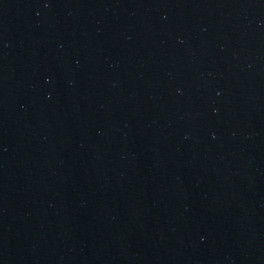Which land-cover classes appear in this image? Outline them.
Returning a JSON list of instances; mask_svg holds the SVG:
<instances>
[{
    "label": "water",
    "instance_id": "1",
    "mask_svg": "<svg viewBox=\"0 0 264 264\" xmlns=\"http://www.w3.org/2000/svg\"><path fill=\"white\" fill-rule=\"evenodd\" d=\"M0 264H264V0H0Z\"/></svg>",
    "mask_w": 264,
    "mask_h": 264
}]
</instances>
